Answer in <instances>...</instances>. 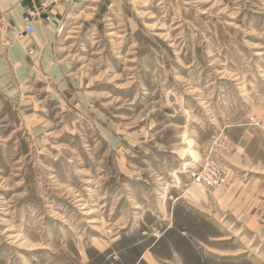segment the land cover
I'll use <instances>...</instances> for the list:
<instances>
[{
    "label": "rangeland",
    "instance_id": "1",
    "mask_svg": "<svg viewBox=\"0 0 264 264\" xmlns=\"http://www.w3.org/2000/svg\"><path fill=\"white\" fill-rule=\"evenodd\" d=\"M36 3L0 42V264H264V0Z\"/></svg>",
    "mask_w": 264,
    "mask_h": 264
},
{
    "label": "crops",
    "instance_id": "2",
    "mask_svg": "<svg viewBox=\"0 0 264 264\" xmlns=\"http://www.w3.org/2000/svg\"><path fill=\"white\" fill-rule=\"evenodd\" d=\"M37 0H0V42L5 39L7 34V28L11 23H15L20 20L22 12L27 8H33L36 5ZM23 42V41H22ZM25 45H27L25 43ZM21 46L18 44L11 45L9 49L8 56L12 60L18 59L21 55ZM5 67L3 51L0 49V73L3 72ZM156 245V244H155ZM151 248V247H150ZM150 249L143 252L138 257L134 258L132 261H123L119 264H158L155 261L154 255L151 257ZM150 257V258H149ZM102 264H116L115 262H109L108 258H105Z\"/></svg>",
    "mask_w": 264,
    "mask_h": 264
},
{
    "label": "built area",
    "instance_id": "3",
    "mask_svg": "<svg viewBox=\"0 0 264 264\" xmlns=\"http://www.w3.org/2000/svg\"><path fill=\"white\" fill-rule=\"evenodd\" d=\"M35 13H29L23 18L21 24L15 30V38L18 41H24L27 44V54L32 56L37 51V46L29 40L37 29L36 18L33 17ZM194 180L198 183L209 186H222L225 183L223 170L214 162L205 161L198 169L192 173Z\"/></svg>",
    "mask_w": 264,
    "mask_h": 264
},
{
    "label": "bare ground",
    "instance_id": "4",
    "mask_svg": "<svg viewBox=\"0 0 264 264\" xmlns=\"http://www.w3.org/2000/svg\"><path fill=\"white\" fill-rule=\"evenodd\" d=\"M179 176L176 174V179L178 178Z\"/></svg>",
    "mask_w": 264,
    "mask_h": 264
}]
</instances>
